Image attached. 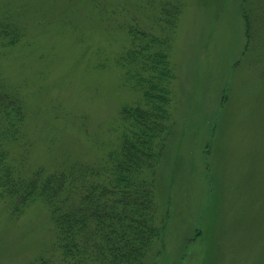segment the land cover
I'll return each mask as SVG.
<instances>
[{"label": "rangeland", "instance_id": "374dc122", "mask_svg": "<svg viewBox=\"0 0 264 264\" xmlns=\"http://www.w3.org/2000/svg\"><path fill=\"white\" fill-rule=\"evenodd\" d=\"M70 1L0 0L27 23V36L0 46V74L19 87L23 139L46 168L105 158L120 108L141 96L117 62L126 32L100 27L88 0ZM240 1L184 0L169 50L171 130L156 171L170 215L149 264H264V47L242 53ZM54 240L39 199L17 215L0 201V264H73Z\"/></svg>", "mask_w": 264, "mask_h": 264}, {"label": "trees", "instance_id": "16d2710c", "mask_svg": "<svg viewBox=\"0 0 264 264\" xmlns=\"http://www.w3.org/2000/svg\"><path fill=\"white\" fill-rule=\"evenodd\" d=\"M88 2L100 27L114 23L126 32L129 42L117 62L124 82L141 96L120 108L116 142L105 158L46 168L31 160L30 144L23 139L28 113L19 87L0 74V201L15 215L36 199L43 202L51 215L55 248L65 262L149 264L162 248L170 215V200L162 205L158 197L156 171L171 130L175 74L169 50L184 0ZM8 8L0 3L2 47L27 36V23ZM240 10L242 53L261 50L264 0H241ZM222 100L221 109L225 95ZM27 264L54 263L40 256Z\"/></svg>", "mask_w": 264, "mask_h": 264}]
</instances>
